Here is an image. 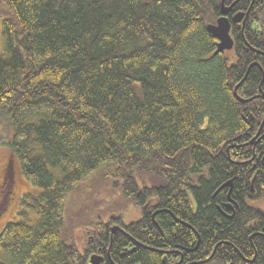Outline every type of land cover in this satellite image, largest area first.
<instances>
[{
  "label": "trees",
  "instance_id": "trees-1",
  "mask_svg": "<svg viewBox=\"0 0 264 264\" xmlns=\"http://www.w3.org/2000/svg\"><path fill=\"white\" fill-rule=\"evenodd\" d=\"M221 1H1L0 144L33 189L30 217L19 208L0 234V264H83L65 201L93 175L114 208L135 204L147 220L165 209L192 227L183 242L209 235L206 247L213 237L249 257L256 246L264 264V239L248 240L264 228L248 204L264 187V5H251L250 28L230 21L233 48L214 56L206 26ZM236 176L245 203L229 221L215 192Z\"/></svg>",
  "mask_w": 264,
  "mask_h": 264
},
{
  "label": "flooded vegetation",
  "instance_id": "flooded-vegetation-1",
  "mask_svg": "<svg viewBox=\"0 0 264 264\" xmlns=\"http://www.w3.org/2000/svg\"><path fill=\"white\" fill-rule=\"evenodd\" d=\"M241 1H248L251 7L253 0H231L229 4H224L225 6L233 5L227 16L229 21L233 19L235 14L246 13L250 9L249 6V8L237 7L239 3H242ZM262 5H264V0ZM256 14L257 12L251 13L250 9L244 24L242 22L238 24L250 28L251 23H258L253 17ZM262 98L264 100V94ZM259 135L260 129L255 135L256 139L259 138ZM254 141H251V143L254 144ZM2 180L3 182H0V216L12 199V197L9 198L12 191L10 187L12 180L9 184L6 183L5 171H3ZM226 184L229 185L223 187ZM236 184L238 186H235ZM263 188L258 183L253 184L251 187L253 196L252 199L248 200V204L254 208L260 217L264 216ZM223 189L226 190V202L223 203V207L229 213L226 215L225 210H222L219 206H217V209L227 220L231 221L236 212L240 211V206L235 199L239 196L244 199L243 202L245 203L246 188L240 186L236 176L218 188L215 194ZM130 205H132L130 210L133 211L130 214L133 217L126 221H123V217L114 215L105 222L97 221L95 227L90 225L80 226L78 230L74 231L75 243L80 250L83 264H129L127 259L131 260L133 256H137L138 260L130 264H142V260L146 257L154 259L155 264H260L261 256L259 253H262V251L258 250L256 246L251 247L253 253L249 257L240 248L234 247L235 243L234 245L229 242L224 245L222 241L215 243L213 237H211L209 246L206 247V240L209 239V235H206L204 240L199 234H194L196 237L195 245L190 244L188 241L183 242V236L186 239L188 231L192 229L190 225L177 220L162 208L154 209L150 214V219L147 220L142 215L141 207L131 203ZM168 214L175 222L173 225H168L169 234L160 223V221H165L164 215ZM5 225L0 228V234ZM254 237H259L260 240L264 239V228L252 232L248 236L249 242ZM239 239L244 240V236L240 235ZM242 245L244 244L242 243Z\"/></svg>",
  "mask_w": 264,
  "mask_h": 264
},
{
  "label": "rangeland",
  "instance_id": "rangeland-1",
  "mask_svg": "<svg viewBox=\"0 0 264 264\" xmlns=\"http://www.w3.org/2000/svg\"><path fill=\"white\" fill-rule=\"evenodd\" d=\"M1 1L2 0H0V10L3 7ZM259 15L261 16V23L264 27V6ZM2 16L3 15H0V50H2L4 46V38L2 36ZM3 171L6 172V183L9 184L12 180L10 186L12 191L10 192L11 195H9V198L12 197V199L7 208L1 213L0 228L7 222L17 218L19 208L22 209L23 207V212L26 215L29 214L27 211L28 208H24L27 205L25 203L26 200L24 199L23 205L22 200L24 196H26V194L33 189L23 177L14 156L10 153L9 148L0 144V182H3ZM98 172L101 171L98 170ZM89 181H85L78 185L74 193L68 196L67 201H65L69 218L68 223L75 231L78 230L80 226H86L97 221L105 222L107 219L114 217V215L117 217H123L125 221L133 217L130 214V212H133L130 210L132 205L128 204L126 205V210H121L119 208H123L124 204L118 208L120 202H116L114 208V200L108 194L104 193L103 189H101V184L98 178L94 179L93 175ZM123 211H125L124 214L122 213ZM88 213L93 215H88ZM74 236L75 235H73L72 238H74Z\"/></svg>",
  "mask_w": 264,
  "mask_h": 264
},
{
  "label": "water",
  "instance_id": "water-1",
  "mask_svg": "<svg viewBox=\"0 0 264 264\" xmlns=\"http://www.w3.org/2000/svg\"><path fill=\"white\" fill-rule=\"evenodd\" d=\"M224 1L225 0L221 1V16L216 20L215 24H208L206 26V30H207L208 34H210L211 36H213L217 40L216 50L213 53L214 56L218 55L219 53L225 52V51H230L233 48V45H234L233 39L230 36L231 23H230V21H229V19L227 17L228 14L231 11L233 5L225 6L224 5ZM255 1L260 2V3L263 2V0H253L252 4ZM249 10L246 13H237V14H235L233 16L232 22L235 23V24H238V23L242 22V24H244L245 19L248 16ZM254 28L257 29L258 34L262 33V31L259 28L258 24L257 25L255 24ZM249 69H250V67L248 68V71H249ZM248 71H247V73H248ZM247 73L244 76V78L242 79V81H240V83L234 88V95H235L236 99L239 102H241L242 104L248 102L249 100L241 99L237 95V90H238L239 86L245 81V79L247 77ZM253 140H255V138ZM227 185H229V184H226L223 187H225ZM92 263H94V261H92Z\"/></svg>",
  "mask_w": 264,
  "mask_h": 264
}]
</instances>
